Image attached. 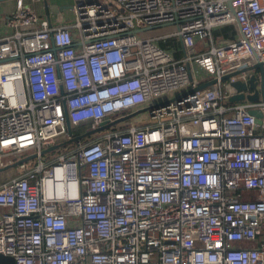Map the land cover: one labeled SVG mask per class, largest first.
I'll list each match as a JSON object with an SVG mask.
<instances>
[{
	"label": "built area",
	"instance_id": "2783aa9c",
	"mask_svg": "<svg viewBox=\"0 0 264 264\" xmlns=\"http://www.w3.org/2000/svg\"><path fill=\"white\" fill-rule=\"evenodd\" d=\"M72 11L55 24L17 0L0 36V168L35 155L0 181V253L264 264V80L258 101L235 103L232 83L254 70L223 80L264 62V0H74ZM162 24L176 29L137 32ZM225 26L236 36L215 39Z\"/></svg>",
	"mask_w": 264,
	"mask_h": 264
},
{
	"label": "water",
	"instance_id": "95a60500",
	"mask_svg": "<svg viewBox=\"0 0 264 264\" xmlns=\"http://www.w3.org/2000/svg\"><path fill=\"white\" fill-rule=\"evenodd\" d=\"M6 1H10V0H0V4L3 3V2H6ZM44 2V6H45V9H46V14H47V17L50 19V9H49V1L48 0H43ZM228 3L229 5H231V0H228ZM64 8H68V9H72V6H63V8L61 9H64ZM60 9V10H61ZM174 23H177V22H174ZM172 24H162V25H156V26H152V27H144V28H141L139 30H137V32H147V31H152V30H156V29H159L161 27H166V26H170ZM253 70H259L260 71V76L258 77L257 75H251L250 79L248 82H243V81H236L234 83H232V86L237 90V94L232 96L231 98V102H242V101H245V100H249V101H258L261 97V95H263V80H264V62H257L256 64L252 65V66H248L242 70H239V71H235L233 73H230V74H226L223 76V80H227L229 77L233 76V75H237V74H240L242 71H253ZM214 82H216L215 79L213 80H210L204 84H201L199 86H197L196 88H194L193 90H191V92L193 91H196V90H200L202 88H205L211 84H213ZM248 89L250 90H253L254 93L251 94V95H245L244 92L247 91ZM189 92V93H191ZM180 97H177L176 99H179ZM147 110V108H144V109H140V110H137L133 113H130L126 116H123L121 118H118L112 122H106L104 124H102L101 126L97 127V128H94L84 134H81V135H78V136H75V137H72L68 140H65V141H62V142H59L57 144H54L46 149H44L42 151V154H46V153H50V152H53L55 150H58L62 147H64L65 145H68V144H71L73 142H77L79 141L80 139L84 138V137H87V136H90L92 134H95L97 132H100L102 130H105L109 127H112L120 122H124L126 120H129L133 117H135L136 115L140 114V113H143ZM250 113L252 115H254L256 118H257V122L258 123H262V120L260 119L262 116H263V113L259 110H251ZM35 155L31 156V157H28V158H24V159H21V160H18V161H15L11 164H8L4 167H1L0 168V172H4V171H7L9 169H12V168H16L18 167L19 165H21L22 163L28 161L29 159H32L34 158ZM0 264H16V261H15V258L13 256H9V255H4L2 253H0Z\"/></svg>",
	"mask_w": 264,
	"mask_h": 264
},
{
	"label": "crops",
	"instance_id": "0c3cea01",
	"mask_svg": "<svg viewBox=\"0 0 264 264\" xmlns=\"http://www.w3.org/2000/svg\"><path fill=\"white\" fill-rule=\"evenodd\" d=\"M24 1L26 4L35 8L36 11H38V13H40L42 16L47 15L43 0H24ZM48 1H49V9L51 8V6L54 8L53 12L55 14H50V15L55 23L56 20L62 21L63 19H65L64 21L68 22L73 19L72 9H68V8L61 9V8H63V6H69V5L72 6L74 0H48ZM16 5H17V0H10L0 4V36L5 32V20L9 15H11L14 12V10L16 9ZM65 10H67V13L64 12ZM69 10H71L72 12L70 13ZM50 12L52 11L50 10ZM181 55L182 53H180L178 57H180ZM252 73L254 75H257L258 77L260 76L259 70H254ZM246 101L249 100H245L242 102H246ZM5 175L8 176V173ZM5 175L1 177L0 181L7 180V179L3 180Z\"/></svg>",
	"mask_w": 264,
	"mask_h": 264
},
{
	"label": "trees",
	"instance_id": "16d2710c",
	"mask_svg": "<svg viewBox=\"0 0 264 264\" xmlns=\"http://www.w3.org/2000/svg\"><path fill=\"white\" fill-rule=\"evenodd\" d=\"M10 16V15H9ZM214 37L215 38H231V37H235L236 32L235 29L232 26H225L223 28L217 29L214 31ZM160 46L164 49H175L176 53L175 55L178 57V55L181 53V44L180 42H177L176 40H167V41H162L160 43ZM235 103V102H233ZM84 130H72V133L74 135H81L83 134Z\"/></svg>",
	"mask_w": 264,
	"mask_h": 264
},
{
	"label": "rangeland",
	"instance_id": "374dc122",
	"mask_svg": "<svg viewBox=\"0 0 264 264\" xmlns=\"http://www.w3.org/2000/svg\"><path fill=\"white\" fill-rule=\"evenodd\" d=\"M53 9H54V8L51 6L50 10H51L52 12H50V14H55V13L53 12ZM64 12L67 13V10H65ZM69 12L71 13L72 11L69 10ZM72 13H73V12H72ZM64 20H65V19H63L62 21H58V20H56V23H55V22H54V23L57 24V23H61V22H66V21H64ZM175 29H176L175 26L170 25V26H166V27H161V28L156 29V30H152V31L145 32V33H143V36H145V37H147V36H161V35H165V34L173 33ZM215 39H218V38H215ZM73 144H74V143H73ZM73 144H70L69 146H73ZM69 146H68V147H69ZM11 160H12V157H9V158H6V159H3V161H4L5 163H7V162H9V161H11ZM31 162H33V160H31ZM19 170H20V169H19L18 167H16V168H12V169H9V170H7V171H4V172H0V179H1V177H2L3 175H5V174H7V173H8V176L5 175V177L3 178V180L8 179V177H11V176L16 175V174L18 173Z\"/></svg>",
	"mask_w": 264,
	"mask_h": 264
}]
</instances>
